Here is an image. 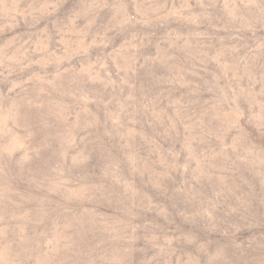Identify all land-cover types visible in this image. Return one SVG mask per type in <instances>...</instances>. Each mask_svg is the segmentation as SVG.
<instances>
[{"label":"rangeland","instance_id":"374dc122","mask_svg":"<svg viewBox=\"0 0 264 264\" xmlns=\"http://www.w3.org/2000/svg\"><path fill=\"white\" fill-rule=\"evenodd\" d=\"M0 264H264V0H0Z\"/></svg>","mask_w":264,"mask_h":264}]
</instances>
